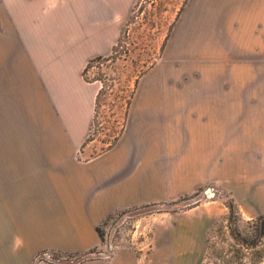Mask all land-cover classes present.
Returning a JSON list of instances; mask_svg holds the SVG:
<instances>
[{"label": "crops", "instance_id": "1", "mask_svg": "<svg viewBox=\"0 0 264 264\" xmlns=\"http://www.w3.org/2000/svg\"><path fill=\"white\" fill-rule=\"evenodd\" d=\"M135 1L0 0V118H37L38 104L59 129L0 143V264L42 252L59 258L42 264H203L210 214L138 209L204 184L224 147L221 118H147L141 91L116 145L94 156L83 146L99 92L83 70L112 54ZM115 216L131 228L107 256L97 229Z\"/></svg>", "mask_w": 264, "mask_h": 264}, {"label": "rangeland", "instance_id": "2", "mask_svg": "<svg viewBox=\"0 0 264 264\" xmlns=\"http://www.w3.org/2000/svg\"><path fill=\"white\" fill-rule=\"evenodd\" d=\"M110 57L85 75L101 92L83 146L94 156L116 145L126 119L137 118L132 105L141 91L147 118H221L224 147L211 170L200 171L204 184L181 185L189 192L138 210L164 218L188 210L210 214L203 264H252L253 251L240 244L255 240L256 220L264 219V0H136ZM40 109L37 104V118L18 112L0 118L1 145L21 141L4 138L20 131L57 130L55 118H38ZM229 204L239 217L229 218ZM119 217L101 225L103 245L111 235L124 244L123 230L131 226Z\"/></svg>", "mask_w": 264, "mask_h": 264}, {"label": "trees", "instance_id": "3", "mask_svg": "<svg viewBox=\"0 0 264 264\" xmlns=\"http://www.w3.org/2000/svg\"><path fill=\"white\" fill-rule=\"evenodd\" d=\"M114 52H115V47L113 48L112 54ZM110 58H111L110 56H108L107 58L96 57V58L90 60L88 62V64L86 65L85 69L83 70V73H82V77L85 80V82H89L86 80L85 75H86L88 69L91 67L92 63L100 62V61H107ZM92 82H94V81H92ZM100 92H101V90L98 92V94L96 96V100H97ZM227 208L229 210V218H231L232 216L236 217V215L239 217L238 211L235 209V207L232 206V204L227 205ZM256 221L259 223V226L257 224L258 227H256L255 236H254L255 240H253L252 242H249V243L241 241L240 245L246 251H249V250L253 251V254L251 255L252 264H262V260L264 257V241H263L264 240V219L258 218ZM250 222H252V224H253V221H250ZM97 232L99 234V237L101 238L100 228L97 229ZM231 236L233 237L232 233H231ZM208 243H209V247H210V240L208 241ZM54 256H55V254H54Z\"/></svg>", "mask_w": 264, "mask_h": 264}, {"label": "built area", "instance_id": "4", "mask_svg": "<svg viewBox=\"0 0 264 264\" xmlns=\"http://www.w3.org/2000/svg\"><path fill=\"white\" fill-rule=\"evenodd\" d=\"M124 222L125 221L122 220L120 222V225H123ZM113 225H114V228L112 229V231L117 229V227L119 226V223H116V224H113ZM108 242H109L108 245L107 246L104 245V247L106 248L105 254L107 256H110V255H112V253L115 250V245L111 241V236H110V240ZM53 257H54V254L51 253V252H42L39 255H37V257L35 258V262L34 263L35 264H42L44 262H54V261H57V260H54Z\"/></svg>", "mask_w": 264, "mask_h": 264}]
</instances>
